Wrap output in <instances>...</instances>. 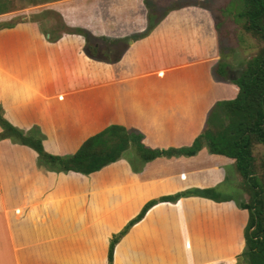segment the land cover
<instances>
[{"label":"crops","instance_id":"crops-1","mask_svg":"<svg viewBox=\"0 0 264 264\" xmlns=\"http://www.w3.org/2000/svg\"><path fill=\"white\" fill-rule=\"evenodd\" d=\"M178 2L182 6L170 10ZM216 2L51 1L69 25L97 36H136L145 29L152 10L159 26L148 36L127 42L117 65L87 57L84 38L78 34L63 33L50 42L37 23L0 29L3 117L19 130L37 128L44 150L55 156L74 154L87 138L111 125L140 133L148 149L190 146L206 129L215 104L235 98L238 91L215 73L221 54L213 14ZM174 70L175 76L168 78ZM128 160L87 176L55 173L39 168L31 148L0 140V264L66 262L67 247L73 245L67 233L81 229L83 215L88 209L97 211L102 192L109 188L123 193L117 196L114 217L131 213L117 230L148 201L187 192L174 203L156 204L143 217L157 206L165 211L186 206L181 223H164L168 239L160 246L182 248L191 242L205 263L235 262L245 245L248 212L231 197L212 194L213 201L199 196L225 180L224 168L235 167L234 160L205 148L190 157L156 158L141 172H134ZM208 211L220 213L204 214ZM73 217L78 221L72 223ZM150 243L157 246L151 234Z\"/></svg>","mask_w":264,"mask_h":264},{"label":"trees","instance_id":"trees-1","mask_svg":"<svg viewBox=\"0 0 264 264\" xmlns=\"http://www.w3.org/2000/svg\"><path fill=\"white\" fill-rule=\"evenodd\" d=\"M231 2L233 3L231 6L237 11L236 19L242 21V29L257 37L264 45V0H231ZM8 12H10L8 0H0V15ZM22 19L19 22L29 21ZM19 22L2 25V27L12 28ZM29 22L37 23L41 32L49 35L50 42L59 39L63 33L82 36L85 41L84 53L93 60H101L98 56V44L91 43L89 34L84 30L65 31L52 37L50 32L43 30L40 21L31 20ZM148 31L147 29L143 36ZM129 39H106V48L104 47L103 50H106L108 54L105 53V55L109 57L111 52L116 56L120 55L119 52L112 51V47L121 43H126L127 47ZM104 59L108 60V58ZM228 68L227 65L218 62L215 73L224 79H229V82L237 87L235 98L215 104L207 119L206 129L188 147L167 150L148 149L141 143L143 136L140 133L111 125L87 138L74 154L55 156L44 150L43 135L37 128L23 131L12 126L3 117L1 106L0 140L8 139L14 144L27 146L34 150L37 154L39 168L55 173L75 172L85 176L98 172L120 159L127 158L131 152L136 154V160L140 164L136 166L132 160H128L134 172L140 171L144 164L159 157L194 156L202 147H206L210 154L232 159L249 194V201L239 204L240 209L248 212V220L244 228V249L237 256V260L245 264H264L263 188L254 173V158L251 150L254 143L264 144V46L246 62L234 79L228 76ZM210 191L212 188L200 192L199 196L216 201L211 197ZM186 195L187 192H179L148 201L116 235L111 236L107 247V264H113L115 247L120 239L133 225L143 219L150 208L161 202L174 203ZM102 246L103 242L100 240L94 257L99 258Z\"/></svg>","mask_w":264,"mask_h":264},{"label":"rangeland","instance_id":"rangeland-1","mask_svg":"<svg viewBox=\"0 0 264 264\" xmlns=\"http://www.w3.org/2000/svg\"><path fill=\"white\" fill-rule=\"evenodd\" d=\"M51 1L53 0H8V10H10V12L0 15V29L3 28L2 25L19 22L23 20L22 18L29 21H40L43 25V30L50 32L52 37H56L65 31L67 32L80 29L73 25H69V23L65 21L60 7L57 6V4L54 5L50 3ZM211 1H217L215 4L217 7L213 8V14L220 30L218 36L221 45L219 62L229 67V72L227 74L231 79H234L242 67L245 66L246 62L264 45L257 37L245 32L242 29V21L236 19L235 14L237 11L233 6H231L233 4L231 0ZM182 3L183 2H181V4ZM33 4L40 5L31 7ZM181 4L179 5V2L175 3V7H172L170 10L182 6ZM150 13L151 14L148 16L149 21L145 29L142 33L129 37L130 39L128 43L130 41H135L148 36L153 29L159 26V23L155 22V20H157L156 12L152 10ZM147 29L149 31L143 36ZM81 30H84L89 34L91 43L98 44L99 46V55H97L101 58V60L94 61L113 65H117L118 62L121 61L125 54V49H127L125 45L126 43H121L118 46L112 47V51L115 50V52H119L120 55L116 56L115 53L112 54L111 52L108 57L105 55V53L108 54V52L103 50L106 45V39L116 40L117 38H106L103 36H97L89 30ZM45 35H47L46 37L49 40L48 34ZM128 46L129 44H127V47ZM104 58H108V60ZM175 74V70L168 72V78H172ZM216 76L223 79L218 74H216ZM226 80L229 81V79ZM204 148L208 151L206 147H202L199 151ZM251 150L254 158V173L259 184L263 188L264 199V144L254 143ZM127 157L132 160L136 166L140 165L138 160H136V154L134 152H131V154ZM144 165L138 172H141ZM163 169L168 170V167H163ZM224 170L225 180L221 182L217 188H212V191H210L211 197H213L212 194H214V196H218L223 199L231 197L236 203H247L249 201V194L242 182L240 174L233 166H226ZM102 180H100V183L105 182V180ZM102 193L103 194L101 195V199L97 206V211H89L90 209H88V205L87 213L84 214L83 219L80 220L82 223L81 229H78V231L72 230L67 233V238L70 239V242H72L73 245L67 247V261L64 263L59 262L57 264H107V247L111 236L116 235L123 228L122 227L117 230L131 213H125L119 215L118 217H114L115 208L119 206L117 203V196L118 194L123 193L121 191L113 192L111 188H109V190L105 189ZM113 196H115V198H113ZM90 200L91 199H89V201ZM186 211L188 212L186 206L180 205L177 206L176 209H170L167 211H165L162 206L154 207L122 240L120 239L119 244L116 245L113 255V264H211L203 261L198 254V249H196L191 242L184 244L182 248L160 246L161 243L163 244L168 239V237H166L163 233L165 228L164 223H167V220L181 223V214ZM211 213L218 215L220 212H204L206 215ZM175 218H180V220H176ZM76 221L78 220H75L73 217L72 223H75ZM150 234L151 242L157 246L150 243ZM100 240L103 242L102 251L99 254V258H96L94 257V254L97 251ZM196 250L197 255L193 256L192 254H195ZM237 256L233 264H245L243 261L237 260Z\"/></svg>","mask_w":264,"mask_h":264}]
</instances>
